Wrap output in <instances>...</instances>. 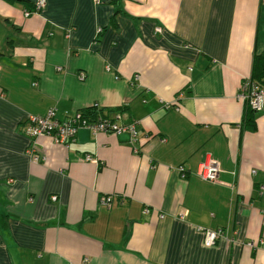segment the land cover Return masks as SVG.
<instances>
[{
  "label": "crops",
  "instance_id": "1",
  "mask_svg": "<svg viewBox=\"0 0 264 264\" xmlns=\"http://www.w3.org/2000/svg\"><path fill=\"white\" fill-rule=\"evenodd\" d=\"M34 2L0 0V264H264V105L248 130L237 96L264 76V0H45L24 16ZM50 108L139 135L40 136L33 161L25 121ZM206 156L211 183L194 174ZM202 230L221 234L207 247Z\"/></svg>",
  "mask_w": 264,
  "mask_h": 264
},
{
  "label": "built area",
  "instance_id": "2",
  "mask_svg": "<svg viewBox=\"0 0 264 264\" xmlns=\"http://www.w3.org/2000/svg\"><path fill=\"white\" fill-rule=\"evenodd\" d=\"M94 1L97 2L98 0ZM44 3L45 0H35L33 13L38 12L43 7ZM29 14L30 13L27 11L24 12V16ZM77 77L78 80H83L84 74L80 73ZM237 96L242 101H245L251 110L259 112L262 110L264 105V86L246 78L240 83ZM174 106L177 110L178 106L175 104ZM135 124V121L128 124H119L114 120L103 117L86 118L81 112H74L71 115L65 116L63 119H57L55 117L54 109L50 108L42 116L28 115L24 125V132L29 137L31 142L30 158L31 160L36 161L40 157L36 152V140L40 136H48L55 143L65 145L67 141L73 139L77 129L83 127L92 133L104 132L117 134L120 132H127L129 134L130 141H134L139 135V132L135 129ZM141 138L146 139L147 136L143 134ZM133 150L134 152L137 151L135 149ZM83 159L86 161L93 160L89 155H85ZM176 170L180 178H183L185 174V167L183 165H178ZM218 172V162L213 160L211 157L206 156L203 161L198 164L194 174L200 180L211 183L216 180ZM251 172L253 173L254 170H251ZM258 189L260 194L264 189V183L259 185ZM51 199L54 200L55 196H52ZM109 201V196H101L99 199V202L103 204H108ZM143 211L146 213L147 209L145 208ZM202 233L204 236L203 245L207 247L214 245L215 240L218 239L221 234L220 230H202Z\"/></svg>",
  "mask_w": 264,
  "mask_h": 264
},
{
  "label": "trees",
  "instance_id": "3",
  "mask_svg": "<svg viewBox=\"0 0 264 264\" xmlns=\"http://www.w3.org/2000/svg\"><path fill=\"white\" fill-rule=\"evenodd\" d=\"M17 1L26 3V0H17ZM27 12H29L30 14L34 12V4L30 7V10H28ZM260 70L264 71V67H260ZM250 80L261 85V86H264V76L263 75L257 74V75L253 76V74H252ZM243 104H244L243 126L248 130H253L255 127V122H254V113L255 112L248 107V105L245 101H243ZM83 116L88 118L85 114H83Z\"/></svg>",
  "mask_w": 264,
  "mask_h": 264
}]
</instances>
